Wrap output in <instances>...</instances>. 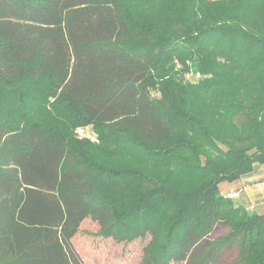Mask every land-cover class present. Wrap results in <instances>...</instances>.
<instances>
[{"label":"trees","instance_id":"obj_1","mask_svg":"<svg viewBox=\"0 0 264 264\" xmlns=\"http://www.w3.org/2000/svg\"><path fill=\"white\" fill-rule=\"evenodd\" d=\"M255 164L264 0H0V264H84L87 220L142 264H264L219 189Z\"/></svg>","mask_w":264,"mask_h":264},{"label":"rangeland","instance_id":"obj_2","mask_svg":"<svg viewBox=\"0 0 264 264\" xmlns=\"http://www.w3.org/2000/svg\"><path fill=\"white\" fill-rule=\"evenodd\" d=\"M233 183L226 182L223 185ZM232 197L230 195V198ZM234 202L244 206L248 205L241 196H238ZM257 212H262V209H257ZM98 231L97 225L87 220L74 240V245L82 256L84 264H142L143 252L148 240H140L131 244H118L112 240L99 237ZM224 234L225 230L218 229L214 236L221 237ZM221 264H245V261L239 254L232 253Z\"/></svg>","mask_w":264,"mask_h":264},{"label":"crops","instance_id":"obj_3","mask_svg":"<svg viewBox=\"0 0 264 264\" xmlns=\"http://www.w3.org/2000/svg\"><path fill=\"white\" fill-rule=\"evenodd\" d=\"M219 189L225 196L232 195L233 200L238 196L244 198L248 205L241 206L248 210L264 208V165L255 164L251 173L242 176L240 180L231 185L221 184Z\"/></svg>","mask_w":264,"mask_h":264},{"label":"built area","instance_id":"obj_4","mask_svg":"<svg viewBox=\"0 0 264 264\" xmlns=\"http://www.w3.org/2000/svg\"><path fill=\"white\" fill-rule=\"evenodd\" d=\"M190 76H187V78H189ZM195 78L199 79L200 75L199 74H195L194 75ZM80 135H83V131L80 132Z\"/></svg>","mask_w":264,"mask_h":264}]
</instances>
